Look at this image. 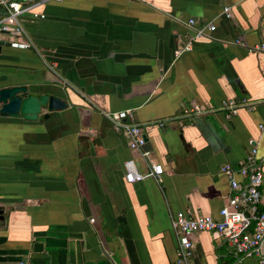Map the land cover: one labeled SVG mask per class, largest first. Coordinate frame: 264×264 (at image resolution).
Segmentation results:
<instances>
[{"label":"crops","instance_id":"1","mask_svg":"<svg viewBox=\"0 0 264 264\" xmlns=\"http://www.w3.org/2000/svg\"><path fill=\"white\" fill-rule=\"evenodd\" d=\"M36 11L44 18L25 22L35 49L0 46V87L27 84L67 107L35 122L0 117V264H83L103 251L116 264H179L170 218L219 219L230 194L220 165L236 167L249 138L264 155V51L249 49L264 42V0H58ZM188 19L214 29L177 53ZM225 98L254 108L178 117ZM119 110L141 126L159 179L124 181L126 159L143 175L149 165L100 113ZM233 260L224 239L192 237L191 264Z\"/></svg>","mask_w":264,"mask_h":264},{"label":"built area","instance_id":"2","mask_svg":"<svg viewBox=\"0 0 264 264\" xmlns=\"http://www.w3.org/2000/svg\"><path fill=\"white\" fill-rule=\"evenodd\" d=\"M47 1L58 0H0V46L12 49L25 50L33 48L34 44L25 29V22L35 19H43L44 14L36 11ZM226 17H231L228 6L222 8ZM193 20L188 19L186 24L191 26L193 33L186 38L177 49V53L187 51L194 39L206 36L205 29L212 31L214 24L207 22L199 28L192 27ZM235 43L243 45L239 40ZM253 51H264V42L249 48ZM239 107L250 110L254 108L252 101L245 99L225 98L215 107L207 108H183L179 118H191L197 114L225 110L229 115L236 113ZM110 122L112 128L120 133L126 140L127 147L131 151H137L148 162L146 175L140 173L131 158L123 161V179L126 183L140 181L144 176L159 179L162 168L157 162H151L149 151L143 150L145 142L144 134L139 123H136L128 110L100 111ZM159 126H163L161 121ZM259 124L258 128L262 129ZM258 138H249L247 153L243 159L237 161L236 167L228 163L220 165L219 170L228 180L230 194L225 204L219 209V219L210 216H189L183 212H176L170 218V226L176 235V262L179 264H191L190 247L192 237L200 231H208L225 240L234 260L231 264H240L247 257H258L260 263L264 258L260 255V244L264 239V192L262 191V168L264 155L257 156ZM236 175L240 177L238 180Z\"/></svg>","mask_w":264,"mask_h":264},{"label":"water","instance_id":"3","mask_svg":"<svg viewBox=\"0 0 264 264\" xmlns=\"http://www.w3.org/2000/svg\"><path fill=\"white\" fill-rule=\"evenodd\" d=\"M264 30V20L261 23ZM67 107L62 98L48 93L30 91L27 84H14L0 87V117L19 118L35 122L49 118L54 112ZM0 224L5 225L4 209L0 207ZM102 259L84 260L83 264H116L106 252Z\"/></svg>","mask_w":264,"mask_h":264}]
</instances>
